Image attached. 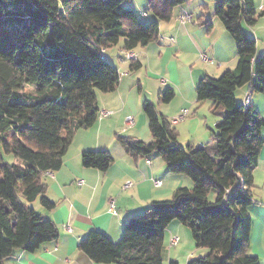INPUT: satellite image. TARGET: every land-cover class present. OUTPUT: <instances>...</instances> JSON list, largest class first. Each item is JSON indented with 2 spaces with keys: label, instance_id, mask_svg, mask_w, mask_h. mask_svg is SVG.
Returning <instances> with one entry per match:
<instances>
[{
  "label": "trees",
  "instance_id": "1",
  "mask_svg": "<svg viewBox=\"0 0 264 264\" xmlns=\"http://www.w3.org/2000/svg\"><path fill=\"white\" fill-rule=\"evenodd\" d=\"M127 1L0 0V264L18 249L35 251L59 235L34 203L55 207L44 174L62 166L76 131L100 116L98 91H113L120 82L119 69L104 51L119 43L124 51L135 50L157 40L160 22L186 2L147 0L144 12L155 16L147 24ZM256 13L255 0L216 1L215 15L236 42L238 63L217 77L204 76L196 86L197 100H211L219 116L206 144H181L172 119L144 101L152 139L121 137L126 152L157 153L193 185L178 187L171 198L130 216L119 242L91 229L79 247L94 261L164 264L166 229L179 220L191 229L196 246L207 249L187 264H260L248 253V208L264 145V118L236 98L246 85L264 92V55H256V39L242 25L243 19L253 24ZM136 59L130 60L131 71L142 66ZM174 96V88L166 86L159 100L167 103ZM113 161L109 150L82 153L86 167L106 170Z\"/></svg>",
  "mask_w": 264,
  "mask_h": 264
},
{
  "label": "crops",
  "instance_id": "2",
  "mask_svg": "<svg viewBox=\"0 0 264 264\" xmlns=\"http://www.w3.org/2000/svg\"><path fill=\"white\" fill-rule=\"evenodd\" d=\"M216 1L186 0L177 6L169 21L160 22L159 38L134 50L136 60L142 64L138 70L131 71V62L120 60L125 51L122 43L117 44L120 45L116 51L120 66L112 57L108 59L119 69L120 82L113 91L97 93L100 113L110 111V114H100L94 124L78 129L62 166L44 174L46 194L55 202V207L47 209L39 201L34 203L39 213L56 224L59 231L57 239L42 244L35 251L18 249L6 258V264H107L94 261L79 247L91 229H99L119 242L130 216L144 212L156 200L171 198L178 187H191V179L172 172L159 154H128L121 137L152 139L148 118L141 108L142 101L149 100L170 119L182 109H189L188 115L174 124L181 144L203 145L210 140L219 116L213 113L211 100H197L196 86L204 76L234 69L238 63L236 42L215 15ZM130 2V6L136 9L137 1ZM255 4L256 21L249 24L243 19L242 25L256 39V55L260 56L264 55V0H255ZM144 5L146 9L147 4ZM146 13L143 12L142 21L154 19V14ZM182 13L191 15V19L182 21ZM109 50L113 49L104 52ZM165 56L170 60L177 59L181 68L179 78L176 79V75L162 78L166 81L163 83L148 70L152 59L162 60ZM149 84L152 89L148 88ZM166 86L175 90L174 98L167 102L171 107L159 100V93ZM248 92L252 106L264 118V92H252L246 85L236 91L237 101L244 104ZM150 93L157 102L150 100ZM129 115L133 116L134 124H126ZM262 135L264 137V128ZM86 150H109L114 161L106 170L86 167L82 164V153ZM128 181L132 184L125 186ZM157 181L161 184L157 185ZM252 190L253 202L248 208L252 221L248 253L257 256L260 264H264V145L254 170ZM112 200L115 212L110 211ZM173 236L178 237V244L172 245ZM193 238L185 224L173 220L164 235L163 257L169 264H187L193 256L205 254L207 249H196Z\"/></svg>",
  "mask_w": 264,
  "mask_h": 264
},
{
  "label": "rangeland",
  "instance_id": "3",
  "mask_svg": "<svg viewBox=\"0 0 264 264\" xmlns=\"http://www.w3.org/2000/svg\"><path fill=\"white\" fill-rule=\"evenodd\" d=\"M130 1H134V0H129V1H127L125 4L128 6V4L129 3H131ZM137 1V7H136V12H137V14H138V16L142 19L143 17H142V14H143V12H144V9H145V3L147 4V0H136ZM144 19V18H143ZM148 22H150V21H146V19H145V23H147L148 24ZM118 47H120V45H117V46H115V47H113V48H110V49H113V50H109L107 53L106 52H104V56H106V58H110V57H112V60L113 61H115V63H116V65L117 66H120V63H119V61H118V57H117V53H116V51H117V49H118ZM139 48V47H138ZM137 49V48H136ZM139 50V49H138ZM180 68H181V65L179 64V62L177 61V59H175V60H170V58H168V56H165V58L164 59H152V61H151V67H149V73L151 74V75H155V76H157L158 78H159V80L160 79H168V78H171V76H175L176 75V79L177 78H179V70H180ZM143 73H145V71L143 70ZM222 73V72H221ZM221 73H218L217 75H215V76H219ZM148 88H151L152 89V87H151V85L149 84L148 85ZM25 91H34V89H33V87L32 86H25L24 88H23ZM152 93H150V100H153L154 102H157V99L155 98V97H153L152 95H151ZM143 104V101H142V103H141V108H143L142 105ZM164 105H166V106H168V107H171L172 105L171 104H169V103H165L164 102ZM170 105V106H169ZM164 112H166V111H164ZM170 114V113H169ZM145 115V114H144ZM6 158H7V160L8 161H14L15 160V158H14V156L13 155H6ZM184 175V174H183ZM189 177V176H188ZM191 179V178H190ZM191 181H192V179H191ZM192 185H193V181H192ZM191 185V186H192ZM213 194L215 193V192H212ZM212 194V195H213ZM215 197V196H214ZM213 197V198H214ZM188 227V226H187ZM189 228V227H188ZM190 229V228H189ZM190 231H191V229H190ZM191 233H192V231H191ZM192 237H193V234H192ZM194 239V238H193ZM194 247H196V249H197V246H196V243H195V241H194ZM201 248H203V247H201ZM198 249H200V247H198ZM164 264H169V262H168V260L167 259H165L164 258ZM178 264H183V263H178Z\"/></svg>",
  "mask_w": 264,
  "mask_h": 264
},
{
  "label": "built area",
  "instance_id": "4",
  "mask_svg": "<svg viewBox=\"0 0 264 264\" xmlns=\"http://www.w3.org/2000/svg\"><path fill=\"white\" fill-rule=\"evenodd\" d=\"M180 16H181V20L182 21H184V20H190L191 19V15H188L187 13H182ZM160 39L163 40V41H166L165 38H160ZM135 58H136V53H135L134 50H126L124 52V55L122 57H120V60L122 62H124V61H130L131 59H135ZM203 58L206 59L207 58L206 55H204ZM161 81L163 83L166 82L163 79ZM244 104L245 105H250L251 104V94L249 92H248V94L245 97ZM188 113H189V109H187V108L182 109L181 112L178 115H176V116H174L172 118V122L173 123L178 122L180 119H182L183 117H185L186 115H188ZM100 114L101 115H108V114H110V111H103ZM126 124H134V118H133V116L129 115V116L126 117ZM131 184H132V182L131 181H128L125 184V186H130ZM156 184L157 185H160L161 184V181H157ZM110 211L115 212V203H114L113 200L110 202ZM178 241H179V239H178L177 236H173L171 238L172 245L178 244Z\"/></svg>",
  "mask_w": 264,
  "mask_h": 264
}]
</instances>
